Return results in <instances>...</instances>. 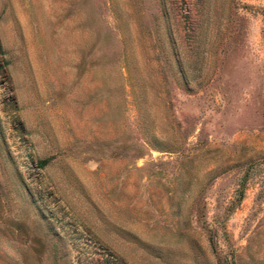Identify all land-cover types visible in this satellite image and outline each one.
I'll return each instance as SVG.
<instances>
[{
	"label": "rangeland",
	"instance_id": "obj_1",
	"mask_svg": "<svg viewBox=\"0 0 264 264\" xmlns=\"http://www.w3.org/2000/svg\"><path fill=\"white\" fill-rule=\"evenodd\" d=\"M0 264H264V0H0Z\"/></svg>",
	"mask_w": 264,
	"mask_h": 264
}]
</instances>
